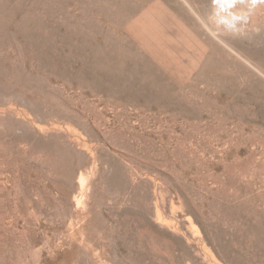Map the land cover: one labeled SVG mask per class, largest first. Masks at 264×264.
I'll use <instances>...</instances> for the list:
<instances>
[{"label": "rangeland", "instance_id": "rangeland-1", "mask_svg": "<svg viewBox=\"0 0 264 264\" xmlns=\"http://www.w3.org/2000/svg\"><path fill=\"white\" fill-rule=\"evenodd\" d=\"M214 3L0 0V264H264V14Z\"/></svg>", "mask_w": 264, "mask_h": 264}, {"label": "bare ground", "instance_id": "bare-ground-1", "mask_svg": "<svg viewBox=\"0 0 264 264\" xmlns=\"http://www.w3.org/2000/svg\"><path fill=\"white\" fill-rule=\"evenodd\" d=\"M215 3L213 4V20H214V17L216 16L217 20L218 21H221L222 23L224 22V24H228V25H232L234 24L236 27L237 26H242V25H246L248 21H251L255 18H259L262 16V14H264V0H213ZM211 12V11H210ZM212 13V12H211ZM216 14V15H215ZM215 18V19H216ZM216 20V22H217ZM205 21V20H203ZM207 21V20H206ZM215 22V21H214ZM215 22V24H216ZM220 22V23H221ZM206 23V22H205ZM217 22V25L220 24ZM221 23V24H222ZM207 24V23H206ZM224 25V24H222ZM207 26V25H206ZM225 26V25H224ZM210 27V26H209ZM223 27V26H222ZM221 27V28H222ZM140 28V27H139ZM138 28V29H139ZM211 28V27H210ZM220 28V27H219ZM229 28V27H227ZM233 28V27H232ZM240 28V27H238ZM242 28V27H241ZM212 29V28H211ZM214 29V28H213ZM217 29V28H215ZM218 30V29H217ZM146 31V30H144ZM143 31V32H144ZM215 33V32H214ZM222 33V32H221ZM148 34V33H147ZM223 34V33H222ZM146 35V34H145ZM224 35V34H223ZM219 37V34L217 35ZM222 36V35H221ZM224 37V36H223ZM144 38V37H143ZM221 38V37H220ZM221 40V39H220ZM145 42V41H144ZM148 44V43H146ZM12 113H15L12 111ZM11 113V114H12ZM20 117V116H19ZM24 120V119H23ZM28 121V122H27ZM25 122H27L29 124V120L27 118V120H25ZM24 123V122H23ZM32 124V123H31ZM30 124V125H31ZM33 126V125H32ZM59 127V126H58ZM48 128V127H47ZM55 128V126H54ZM53 128V129H54ZM60 128V127H59ZM75 129V128H73ZM69 127H66V131L71 134V135H74V134H77L75 130H73ZM43 130V129H42ZM55 130V129H54ZM58 130V129H56ZM61 131V129H59ZM58 130V131H59ZM67 132H64V133H67ZM81 134V133H80ZM76 140L77 141H80L83 143V141L80 140V138L77 136H75ZM73 140H74V137H73ZM75 140V141H76ZM83 140V139H82ZM77 145H80L79 142H77ZM82 145V144H81ZM79 183L82 187V194L85 193L84 189L86 188L88 182L90 181V178L88 176H86L85 174H81V176L79 177ZM90 185V183H89ZM90 188V187H89ZM89 188L87 191H89ZM84 192V193H83ZM88 193V192H87ZM84 197V196H83ZM83 197L79 198V202H81V200L83 199ZM89 199V198H88ZM86 200V199H85ZM84 201V200H83ZM84 203V202H83ZM85 205V204H84ZM186 219L188 220V223L191 225H194V223L192 222L191 218L190 217H186ZM164 224V223H163ZM163 226V225H162ZM193 227V226H192ZM195 230V228H194ZM197 232V230L195 231ZM209 261H211V264H218L216 262H212V258L211 260L208 259ZM218 260V259H217ZM218 262V261H217Z\"/></svg>", "mask_w": 264, "mask_h": 264}]
</instances>
